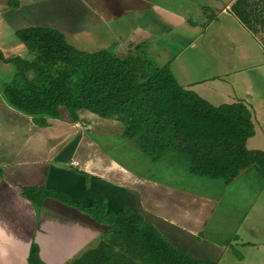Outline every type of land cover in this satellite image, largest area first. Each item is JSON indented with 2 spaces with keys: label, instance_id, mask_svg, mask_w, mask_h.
I'll list each match as a JSON object with an SVG mask.
<instances>
[{
  "label": "crops",
  "instance_id": "0c3cea01",
  "mask_svg": "<svg viewBox=\"0 0 264 264\" xmlns=\"http://www.w3.org/2000/svg\"><path fill=\"white\" fill-rule=\"evenodd\" d=\"M64 1L0 0V28H6V34L10 30L16 35L24 28L47 27L60 31L66 38L71 30H79L69 21L84 18L101 22L99 14L79 5V0ZM85 1L101 14L113 3L115 15L126 9L141 12L152 5L145 0H121L125 7L120 10V0ZM235 1L214 0L218 9L215 21L228 35L240 37L242 42H236L246 48V55H255L251 61L264 64V21L260 16L250 21L251 27L246 26L232 11ZM246 9L248 14H264V2L244 0L240 10L245 13ZM168 15L174 16L172 12ZM13 44L0 46L6 57H31L30 52L20 53L22 48ZM118 44L115 40L110 47L100 49L110 50ZM12 64L0 61V264H27L32 242L38 244L39 255L47 264L67 263L90 239L101 237L108 228L54 197H46L36 206L22 193L33 186L64 192L82 206L104 198L110 211L128 207L178 249L205 263L219 260L236 241L241 227L248 225L251 229L247 218L254 189L264 181V172L257 166L244 170L226 184L223 179L192 174L185 163L154 162L122 137L120 121L99 117L88 110H79V120L75 122L69 111L61 107L58 118H48L47 125L39 126L31 116L11 107L1 93L5 79L15 72L11 71ZM28 76H34L33 71ZM249 93L246 90L237 100H244L250 112H259V107L249 105ZM233 102L236 101L230 103ZM251 114L255 133L248 139L247 147L262 150L250 145V141L257 129L263 128L260 123H264V118Z\"/></svg>",
  "mask_w": 264,
  "mask_h": 264
},
{
  "label": "trees",
  "instance_id": "16d2710c",
  "mask_svg": "<svg viewBox=\"0 0 264 264\" xmlns=\"http://www.w3.org/2000/svg\"><path fill=\"white\" fill-rule=\"evenodd\" d=\"M243 2L232 5L242 23L251 27L250 21L260 16L264 21V14L242 12ZM16 34L31 57H6L0 50V61L16 65L1 93L11 107L31 116L37 125L58 118L61 107L75 122L79 110H88L120 121L122 137L154 162L185 163L192 174L223 179L226 184L251 166L264 172V152L247 147L255 129L243 101L212 104L182 86L169 64L156 66L143 55L141 45H129L125 56L119 57L108 49H78L52 28L28 27ZM30 71L34 76H28ZM22 193L36 206L54 197L108 226L97 246L68 264H208L177 249L128 207L110 211L104 198L82 206L68 194L47 187H26ZM27 264H47L36 242L31 243Z\"/></svg>",
  "mask_w": 264,
  "mask_h": 264
},
{
  "label": "rangeland",
  "instance_id": "374dc122",
  "mask_svg": "<svg viewBox=\"0 0 264 264\" xmlns=\"http://www.w3.org/2000/svg\"><path fill=\"white\" fill-rule=\"evenodd\" d=\"M145 1L150 2L151 7L143 8L141 12L136 13L126 9L115 15L112 10L113 3L112 6L111 3L108 4L105 12L101 14L85 0H79V5L87 6L92 12L98 13L101 22L85 21L84 18L69 21L68 23H72L73 26L79 27V30H71V34L66 35V40L74 47L85 51L110 47L116 40L119 44L110 51L119 57L125 56L129 45H141L143 55L156 66L169 64L181 85L194 90L214 105L230 103L234 100L237 102L239 101L237 97L244 96L245 91L249 90L253 103L249 105H254V108L259 107V112L251 111L253 117L260 116L262 120L264 64L251 61L255 55L251 57L246 55V48L236 42L240 37L236 38L232 33L228 35L224 27L215 21L218 9L214 0ZM57 2L65 1L57 0ZM99 3H103L102 0ZM120 6V10L125 7L121 0ZM42 7L48 8L43 5ZM170 12L175 17L168 15ZM139 27L142 28L141 31ZM0 34V46L7 44L11 46L16 41L13 45L22 48L20 53L29 52L26 44L17 37V34L10 30L6 34V28H0ZM11 42L13 43L9 44ZM15 67V64L11 65L12 72L15 71ZM10 79L7 78L5 81ZM241 101L246 104L244 100ZM260 124L263 128L257 129L250 145L263 150L264 123ZM254 191L253 206L247 218L251 229L248 230V225L241 227L237 232L236 241L230 244L219 260L208 264H264V181H260ZM57 226L54 225L53 228ZM161 234L165 237L163 233ZM247 240L254 241L252 243L255 244L242 243ZM100 241V236L90 239L75 256L97 246Z\"/></svg>",
  "mask_w": 264,
  "mask_h": 264
}]
</instances>
